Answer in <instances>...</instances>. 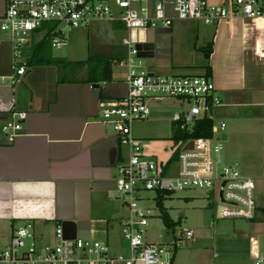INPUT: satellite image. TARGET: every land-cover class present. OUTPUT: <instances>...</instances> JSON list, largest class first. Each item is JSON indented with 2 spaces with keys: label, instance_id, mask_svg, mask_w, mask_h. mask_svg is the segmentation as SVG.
<instances>
[{
  "label": "crops",
  "instance_id": "crops-1",
  "mask_svg": "<svg viewBox=\"0 0 264 264\" xmlns=\"http://www.w3.org/2000/svg\"><path fill=\"white\" fill-rule=\"evenodd\" d=\"M4 9L5 0L0 15ZM109 25L92 23L84 40L75 38L68 58H56L52 49L45 50L46 63L28 66L20 77L11 68L9 39L0 36V140L1 127L14 113L27 114L15 142L0 146L1 244L8 242L13 229L30 221L38 239L47 244L54 242V230L59 226L67 239L104 243L112 255L127 253L120 245V221L126 211L114 189L117 166L126 157V149L98 121L102 102L119 100L127 93L124 73L116 77L111 67L125 57V46L124 52L115 48L113 39L120 26ZM173 26L135 30L128 37L140 57H153L156 67H165L163 71H199L203 75L204 67H209L220 100L213 110L215 124L223 122L215 117L222 101L233 109L264 108L263 21L235 19L213 27L207 62L200 50L209 40L201 35L192 47L184 46L175 40L179 24ZM42 37L34 38L30 47ZM175 47L177 53L187 52L197 61L168 62ZM101 60L110 62V79L94 83L97 78L91 71L99 70ZM93 84L99 85L98 91L91 88ZM257 112L264 122V109ZM220 138L225 141L227 135L222 133ZM255 219L253 231H264V207H258ZM246 260L251 264V248Z\"/></svg>",
  "mask_w": 264,
  "mask_h": 264
},
{
  "label": "built area",
  "instance_id": "built-area-1",
  "mask_svg": "<svg viewBox=\"0 0 264 264\" xmlns=\"http://www.w3.org/2000/svg\"><path fill=\"white\" fill-rule=\"evenodd\" d=\"M235 19L264 22V0H5L0 32L8 36L11 68L20 77L27 72V52L39 35L49 33L51 49L59 50L66 45L64 30L87 28L95 22H109L129 34L169 29L174 22L193 21L215 27ZM123 44L125 57L111 67L117 65L124 73L127 93L119 100L102 102L98 121L126 149V157L117 166L114 189L126 211L120 232L127 253L112 255L104 243L66 239L59 226L54 230V242L47 244L38 239L33 223L28 221L12 230L6 244L0 242V264H172L173 251L183 239L191 240L192 233L183 229L184 238L176 239L170 250L146 242V227L153 211L139 206L146 192H153L157 202L158 197L179 191L204 190L217 197V218L255 219V180L226 165L222 157L220 136L225 124L214 123L213 110L220 106V100L210 77L148 72L130 37ZM165 100L187 106L172 115V136L176 131L192 134L202 119L212 123L211 136L172 140L169 151L164 149L161 157L147 154L143 142L133 135L132 126L148 120L150 101ZM26 118L25 112L14 113L1 127L7 144L20 136ZM189 143L191 148L187 147ZM249 241L251 264H264L256 241Z\"/></svg>",
  "mask_w": 264,
  "mask_h": 264
},
{
  "label": "rangeland",
  "instance_id": "rangeland-1",
  "mask_svg": "<svg viewBox=\"0 0 264 264\" xmlns=\"http://www.w3.org/2000/svg\"><path fill=\"white\" fill-rule=\"evenodd\" d=\"M214 0H210L213 2ZM3 9V0H0V11ZM107 23V22H99ZM111 24V23H107ZM180 28L175 34V40L182 42L184 46L195 44L196 37L204 35L208 43L214 33L213 26L204 25L193 21L174 22ZM114 29V26L109 25ZM173 26V27H174ZM253 26V25H252ZM257 26V25H256ZM87 28H79L70 32L64 30L66 45L61 49H52V54L56 58L66 56L67 51H71L74 46L75 38L85 39ZM176 28L173 29L175 32ZM264 31V30H263ZM2 38H8L0 32ZM115 48H123V43L128 40V33L123 27L113 34ZM175 41V44L177 43ZM206 43L205 46L208 44ZM204 46V47H205ZM201 49V48H200ZM175 52L172 59L168 62L176 64L194 63V56L187 52ZM191 50V49H189ZM202 53V52H201ZM148 71H153L158 75L180 76V75H200L201 72L180 71L172 73L163 71L165 67L155 66L153 57L142 58ZM113 73L117 77L119 67L113 65ZM190 70V69H183ZM215 110L216 119L223 120L225 130L223 134L227 139L222 141V157L226 165L235 166L243 175L255 180L256 194L255 203L259 208L264 207V122L261 120L258 111L263 107H252L233 109L225 106ZM151 112L148 120L134 123L132 133L143 142V149L149 155L162 156L161 152L168 149L172 143V133L175 125L171 123L172 115L181 110L187 109L177 101L165 100L162 102L150 101L148 103ZM239 110V111H238ZM160 140V141H155ZM163 145H158V143ZM158 152V153H157ZM156 195L153 192L142 194L143 200L139 206L141 208L152 209V217L146 227L145 241L158 245L163 250H170L176 239L184 238L182 230H189L192 233L191 240H184L178 245L172 255V264H250L246 260V255L251 248L249 239L256 241L259 252L264 255V231L261 229L254 232L253 223L244 219H219L217 218V206L219 202L215 194L204 190L190 189L179 191L165 196L158 206L154 200ZM160 207L167 213L173 222L172 227H167L161 219ZM50 228V227H48ZM253 231V232H252ZM2 235V234H0ZM122 237V236H121ZM120 245L126 250L127 245L120 238ZM166 257H163L165 260Z\"/></svg>",
  "mask_w": 264,
  "mask_h": 264
},
{
  "label": "trees",
  "instance_id": "trees-1",
  "mask_svg": "<svg viewBox=\"0 0 264 264\" xmlns=\"http://www.w3.org/2000/svg\"><path fill=\"white\" fill-rule=\"evenodd\" d=\"M49 36L50 34L47 33L45 36H43L42 40L39 41L35 46H32L29 48V54L27 57V65L33 66V65H44L46 62H44L45 57L44 53L46 51L51 50V46L49 43ZM31 49V50H30ZM203 54L204 60L207 62L209 59L210 54L212 53V43H208L204 48L200 50ZM53 64V63H52ZM99 69V70H98ZM97 72L91 71L93 76L97 78L96 80H93L94 83H100V82H106L110 79V62L107 60H101V66L98 68ZM205 73L204 75L209 77L210 76V69L209 67L205 66ZM211 127L212 123L207 119H202L198 121L195 125L194 131L190 135H184L179 133L178 131L174 132V135L172 136V139L175 141H178L180 139H188V138H207L211 136ZM157 204L158 206H161L162 197L157 198ZM161 210V219L163 223L167 227H172L173 222L168 217L167 213L163 210V208L160 207Z\"/></svg>",
  "mask_w": 264,
  "mask_h": 264
},
{
  "label": "water",
  "instance_id": "water-1",
  "mask_svg": "<svg viewBox=\"0 0 264 264\" xmlns=\"http://www.w3.org/2000/svg\"><path fill=\"white\" fill-rule=\"evenodd\" d=\"M91 88H92L93 90H97V91H98V89H99V85H97V84H93V85H91ZM4 144L6 145L7 142H6L5 138H2V139L0 140V146H2V145H4ZM187 147L191 148V147H192V144L189 143V145H188ZM220 197H221V195H220ZM218 210H220V208H219ZM66 239H67V238H66ZM72 239H81V238H72ZM82 240H86V239H82Z\"/></svg>",
  "mask_w": 264,
  "mask_h": 264
}]
</instances>
